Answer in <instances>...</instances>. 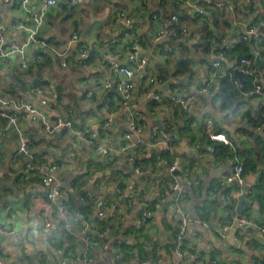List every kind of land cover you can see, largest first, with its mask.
<instances>
[{"label": "crops", "instance_id": "crops-1", "mask_svg": "<svg viewBox=\"0 0 264 264\" xmlns=\"http://www.w3.org/2000/svg\"><path fill=\"white\" fill-rule=\"evenodd\" d=\"M166 1L167 9L162 7L161 0H148L146 9H143L141 0H60L64 7L48 11L41 36L51 47L62 50L69 44L72 34L79 33L80 41L74 44L67 66L63 67L61 61L48 51H41L40 61L27 72L22 71L16 61L9 65L0 64L1 96L17 104L25 100L38 104L42 99H48L52 116L66 117L79 129L91 127L99 134V141L116 148L127 129L129 114L121 108L117 90L110 93L112 88L106 90L104 84L110 81L116 85L121 79V75L112 69V62L121 60L134 67L124 59L130 42L137 38L143 53L149 57L146 73L135 79L132 99L141 113V121L147 123L141 136L149 140L153 131L165 127L166 132L175 138L176 147L172 155L166 154L162 146L140 149L136 153L144 171L138 193L140 200L145 197L150 200L149 209L154 213L150 223L140 221L146 208L142 201L132 209L125 208L102 219L94 207L96 196L125 205L117 190L123 188L129 179L125 176L130 170L126 157L110 161L93 147L78 143L72 134L49 135L40 124L22 119L21 128L31 138L33 156L38 162L59 166L57 175L67 192V214L47 216L35 207L31 198L32 186L18 178L20 170L12 164L19 148L17 131L11 129L3 138L6 122L0 118V223H9L16 232L11 242L10 236L0 235V247L9 264H176L175 240L179 219L171 210L177 197L173 189L176 181L182 186V206L194 219L202 214L208 224L204 226L195 220L190 223V228L198 233L193 246L198 259L186 264H211L212 259H219L223 264H264L263 233L242 234L235 221L224 237L215 230L217 225L237 216L238 198L251 177L255 184L261 183L262 188L253 195L249 192L243 219L254 229L264 227V200L261 203L257 198L258 195L264 197V155L259 156L256 141L243 131L246 114L259 113L254 101L244 96L247 91L243 92L242 104L235 108L234 114L227 116L214 111L208 103L211 98H201L195 103L194 118L190 120L187 119L189 115L180 108H172L168 101L159 103L148 96L159 93L166 97L170 88L175 87L182 92H192L204 85L211 78L214 56L224 44H231L225 60V68L230 72L234 59L245 58L238 54L229 57L244 42L239 40V34L249 23L264 20V0H232L230 6L235 8L225 10L230 27L224 31L213 24L211 16L189 20L192 16L189 7L174 8V0ZM30 8L42 9L40 0H31ZM118 10L134 17L132 28L116 20ZM154 13H159L165 24H170L173 15H177V20L187 23L190 29L188 37L171 43L173 52L170 54L161 55L158 52L160 45L151 37L155 26L152 21ZM18 22L30 24V15L16 3L0 5V23L8 29L6 39L9 44L20 43L25 38L23 32L13 28ZM83 47L90 49L87 60L79 57ZM257 50L260 48L252 44L255 61L257 63L259 58L261 62L258 69L264 82V57ZM187 56L193 61V76L190 78L176 73L175 68ZM150 75L162 77L164 84L149 85L146 78ZM243 83L239 81L240 85ZM219 86L217 81L215 88L218 90ZM35 87L43 89L42 95L27 96V92ZM92 90L94 95L88 97ZM109 116L113 122L104 129V120ZM212 133L225 134L233 142L236 152L211 140L209 134ZM229 157H236L244 164L247 182L243 187L224 183L229 171ZM175 158L181 161L177 177L168 171ZM78 178L81 179L79 183H85L90 189V195L84 201L75 194L78 189L73 183ZM19 180L22 183L15 184ZM230 195H233L232 207L227 202ZM68 221L75 227L71 234L65 235L64 227ZM85 221L89 227L83 224ZM100 223L105 225L103 232L96 229V224ZM93 231L94 248L88 250L85 247L83 253L85 237ZM83 255L84 259H81Z\"/></svg>", "mask_w": 264, "mask_h": 264}, {"label": "built area", "instance_id": "built-area-1", "mask_svg": "<svg viewBox=\"0 0 264 264\" xmlns=\"http://www.w3.org/2000/svg\"><path fill=\"white\" fill-rule=\"evenodd\" d=\"M11 3H16L24 12L28 13L31 23H14L13 28L23 32L25 38L20 43L10 44L6 39L8 29L5 25L0 23V64L9 65L13 61H16L20 69L27 72L34 64L40 61L41 56L39 53L41 51H48L61 61L63 67H66L67 58L72 54L74 44L80 41L79 33L74 32L70 38L69 44L62 50L51 47L41 36L46 24L48 11L51 9H62L64 4L60 2V0H40L42 9L35 11L30 8L31 0H0V5H8ZM140 4L143 9H146L148 0H141ZM161 5L165 9L168 8V2L166 0H161ZM181 5H185L192 10V16H190L189 20L205 19L207 8L213 5L221 9L229 8L234 10L235 8L230 6L231 4L228 0H174L172 6L175 8ZM115 17L116 20L123 22L127 28H132L134 25V17L129 15L126 11L118 10ZM177 17V15H173L172 22L170 24H165L159 13H154L152 15V21L155 26L153 27L151 37L156 44L160 45L158 52L161 55L172 53L173 46L171 43L179 42L190 35V29L186 26L187 23L178 21ZM238 38L241 41L252 42L255 46L260 47L264 43V20H260L256 23H249L245 30L239 34ZM230 49L231 44H224V47L216 53L211 65V78L194 91L182 92L175 87L170 88L166 97H163L159 93H151L148 96L159 103L168 101L172 108H180L186 115H191L194 113L195 103L199 99H207L214 96L217 91L215 87L220 78L227 74H231L232 77H235L234 71L238 70L244 74V77L248 76L251 78L253 88L244 93V96L250 97L249 99L254 101V106H256L257 111H260L261 108H264V82L262 79V72L260 69L252 68V63L248 58L234 59L232 61L233 66L229 72L225 68V60ZM79 57L82 60H87L90 57V49L87 47L81 48ZM125 60L134 67L132 68L123 64L121 60L112 62V69L121 75L120 81L116 83V90L120 98V106L129 114L127 129L122 136L121 143L116 148L105 146L99 141V134L93 128L85 127L84 129H79L75 127L72 120L66 117L60 115L56 117L52 116L50 112L51 105L48 99H42L38 104L28 102L27 100L21 104H17L14 100L7 99L0 95V118L4 119L6 122L2 137L5 138L10 130L14 129L17 131L19 138L18 152L13 157L12 164L20 170L23 183H29L30 186H32L33 192L31 198L35 203V207H39L45 215L48 216L52 213H58L64 216L67 214V210H69L66 200L67 192L57 175L60 170L59 166L50 162H38L33 156L31 138L29 134L21 128L22 119L33 124H40L49 135L65 136L72 134L75 136L78 143L93 147L96 152L103 155V157H107L110 161H114L116 158L126 157L130 170L125 172V176L129 179L123 188H118L117 190V195L126 200V203H124L125 205L119 201L110 203L105 198L96 196L94 201L96 214L99 218L103 219L117 212H122L125 208L132 209L137 203L142 201L146 208L140 217L141 223L147 224L154 219V213L149 209L150 200L148 197L140 200L138 193L139 181L144 171L138 162L136 153H138L140 149L162 146L166 154L172 155L176 148L175 138L173 135L166 132L165 127L153 131L149 140L142 138L141 135L145 132L147 123L141 121V113L135 108L132 99L136 86L135 79L139 75L142 77L146 73L149 57L143 53L139 39L135 38L130 42L129 50L125 53L124 61ZM235 80V83L239 85V81L236 78ZM146 81L152 86H162L165 82L162 77L152 75L148 76ZM104 87L106 90H110L113 84L108 81L104 84ZM42 93V88L35 87L27 92V96L42 95ZM93 95L94 90L87 94L88 97ZM248 121L249 119L247 118L244 120V123L247 124ZM112 122V116L106 117L104 120V129H107ZM257 130L258 132L264 133V124ZM209 137L211 140L220 142L236 152L233 142L225 134L212 133L209 134ZM211 150L215 151V148ZM227 162L229 171L224 179V183L236 184L239 187H243L247 182L244 164L236 157H229ZM180 165L181 161L179 158H175L172 161L168 168L171 175L179 171ZM188 184L191 185L192 183L189 182ZM173 189L177 192V197L171 210L179 219L175 240L176 264H186L188 261H196L198 259L193 249L198 239V233L196 230L190 228V223L195 220L201 222L204 226L208 224L200 215H197L196 219L192 218L190 213L182 206L181 201L184 196L182 194V186L179 182L176 181ZM78 190L80 191V195L77 197L82 201L86 200L87 196L90 195L89 187L83 182L80 183ZM232 196L233 195H230L227 201L229 207H232ZM234 221L238 222L242 234L250 233V229H254L249 221L243 218L238 220L236 216L231 221H226L220 226L217 225L215 230L224 237L231 228V223ZM83 224L89 227L87 221ZM47 226L49 227L50 224ZM74 227L75 224L68 221L65 224L63 233H65V235L71 234ZM97 228L101 232L106 229L105 225L102 223L98 226L96 224V229ZM254 230L264 234V227ZM15 233V229L12 225L9 223H0V235L13 236ZM94 234L95 232L93 231L91 235L85 237V244L88 250L94 248L95 242L92 238ZM3 251V248L0 247V264H9L6 257H4ZM140 264H149V262H142ZM211 264L223 263L219 259H212Z\"/></svg>", "mask_w": 264, "mask_h": 264}, {"label": "trees", "instance_id": "trees-1", "mask_svg": "<svg viewBox=\"0 0 264 264\" xmlns=\"http://www.w3.org/2000/svg\"><path fill=\"white\" fill-rule=\"evenodd\" d=\"M229 2H232V0H228ZM236 1V0H235ZM213 9H207V17L211 16L210 18L213 21V24L215 26L219 27L222 31L230 27L229 21L226 18V9L217 8L213 5ZM206 30V29H205ZM210 34V33H209ZM203 39H208V36H203ZM252 42H242L239 46L234 50V52H231L229 57H234L236 54H238L240 57L248 58L252 62V68H257L258 65L255 61V54L251 51V45ZM254 45V44H253ZM260 50V56L264 57V51L261 50V48H264V43L259 47ZM90 60V59H89ZM193 61L191 58L184 57L180 60V62L176 65V73L186 75L187 77L193 76V69H192ZM234 77L231 76V74H227L226 76L219 79V89L216 91L214 96L211 98V101L208 100V103L214 108V111H218L220 113H225L227 116H230L234 114L235 108L239 107L242 100V93L249 91L252 89V80L248 76L245 77L243 85H238L235 83ZM212 115V114H211ZM246 117L249 119L246 126L243 127V131L246 136H250L253 138V140L256 141L257 147L259 150V156L264 155V135L261 132H258V128L264 124V108L259 111L257 115H252L251 112H248L246 114ZM89 176V174H87ZM86 175V176H87ZM85 176V175H84ZM21 179L20 177H18ZM18 180V179H17ZM81 179L78 178L74 183L73 186L75 188H79ZM21 183L20 180L15 183L19 184ZM262 188L261 183H256L254 185V188H251L250 195L256 194V190H260ZM256 198V196H255ZM259 201L264 200V197L261 195L257 196ZM264 204V203H263ZM246 208V206H245ZM200 217L204 219L205 217L200 214Z\"/></svg>", "mask_w": 264, "mask_h": 264}, {"label": "water", "instance_id": "water-1", "mask_svg": "<svg viewBox=\"0 0 264 264\" xmlns=\"http://www.w3.org/2000/svg\"><path fill=\"white\" fill-rule=\"evenodd\" d=\"M257 65L258 66H261V62L259 60V58H257ZM233 66V65H232ZM234 75H235V78H237L240 83H243L244 82V74L238 70H235L234 71ZM113 92V93H116V85L114 84L110 93ZM109 93V94H110ZM194 118V114H191L187 117V119H190L192 120ZM186 119V120H187ZM174 176H178L179 175V171L173 173ZM255 184V179L253 177H251L250 179H248V185L244 188V192L243 194L238 198V204H237V208H236V214H237V218L238 220H241L244 216V213H245V204H246V201H247V198H248V194L251 190V187ZM75 194L77 196L80 195V191L77 190L75 192ZM126 202V200L124 199V203ZM250 233H256L258 234V231L254 230V229H250ZM85 245H83V253L85 251ZM81 259H84V255L81 257Z\"/></svg>", "mask_w": 264, "mask_h": 264}, {"label": "rangeland", "instance_id": "rangeland-1", "mask_svg": "<svg viewBox=\"0 0 264 264\" xmlns=\"http://www.w3.org/2000/svg\"><path fill=\"white\" fill-rule=\"evenodd\" d=\"M13 238H14L13 236L8 237L10 242L12 241L11 239H13Z\"/></svg>", "mask_w": 264, "mask_h": 264}]
</instances>
